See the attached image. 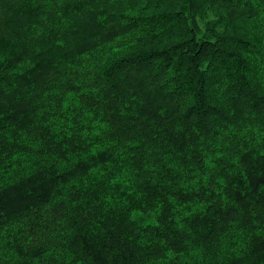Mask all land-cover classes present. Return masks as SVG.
<instances>
[{"label": "trees", "instance_id": "trees-1", "mask_svg": "<svg viewBox=\"0 0 264 264\" xmlns=\"http://www.w3.org/2000/svg\"><path fill=\"white\" fill-rule=\"evenodd\" d=\"M0 264H264V0H0Z\"/></svg>", "mask_w": 264, "mask_h": 264}]
</instances>
